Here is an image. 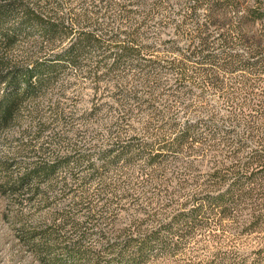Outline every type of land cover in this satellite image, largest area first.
<instances>
[{
  "label": "trees",
  "instance_id": "obj_1",
  "mask_svg": "<svg viewBox=\"0 0 264 264\" xmlns=\"http://www.w3.org/2000/svg\"><path fill=\"white\" fill-rule=\"evenodd\" d=\"M3 145L37 264H264V0H0Z\"/></svg>",
  "mask_w": 264,
  "mask_h": 264
},
{
  "label": "rangeland",
  "instance_id": "obj_2",
  "mask_svg": "<svg viewBox=\"0 0 264 264\" xmlns=\"http://www.w3.org/2000/svg\"><path fill=\"white\" fill-rule=\"evenodd\" d=\"M20 49L29 51L28 54H35V35L31 36L29 39H26L20 46ZM17 52L21 51L18 50ZM27 124V122L23 124V126L19 130L26 127ZM18 135V130L13 132V136ZM0 150L3 153L9 152V148L7 145L0 146ZM22 154H26L27 156L30 155V153L25 149ZM27 156H25L24 158H28L27 160H31V158ZM32 211L35 213V208H33ZM14 234L15 231L12 223L10 221H7V219H4L0 214V264H37L35 262V257L30 253V251L17 244V241L14 238Z\"/></svg>",
  "mask_w": 264,
  "mask_h": 264
}]
</instances>
